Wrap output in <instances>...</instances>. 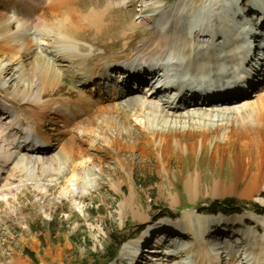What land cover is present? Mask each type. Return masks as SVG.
<instances>
[{
    "label": "bare ground",
    "instance_id": "6f19581e",
    "mask_svg": "<svg viewBox=\"0 0 264 264\" xmlns=\"http://www.w3.org/2000/svg\"><path fill=\"white\" fill-rule=\"evenodd\" d=\"M75 1L78 0H0V86L7 99L22 102L17 109L13 103L0 100V176L7 174L3 181L0 178V198L6 200L14 191H18L24 183L23 177L33 188L46 186L40 173L50 169L52 160L47 163L43 159L48 148L35 150L29 145L36 138L50 144L46 135L43 138V131L47 125L55 130L61 122L70 123L69 126L73 125L74 129L76 127V134L71 139L73 142L67 147L66 144L62 146L59 157H56L62 164L60 174L67 166V156L73 153L72 164L67 167L70 173V186L67 187L70 191H67L71 195L82 196L86 190L95 188L100 176L106 172L105 166L96 162V156L84 160L87 150L92 149L91 145L81 148L84 136L101 138L107 149L128 147L143 152L146 146H151L158 152L157 162L161 171L167 170L168 161L178 149L197 153L209 145L213 159L222 161L229 154L236 182L242 181L247 187L257 188L259 181L264 180V94H259L254 102H249L253 94L248 93L239 98L228 96L210 100L205 104L191 105L185 101L186 106L183 107L182 100L166 103L155 94L147 95L144 91L123 87L122 83L127 82L113 76V71L109 69H115L120 61H105L95 67L87 65L88 54L81 53L79 42L73 35L77 22L68 11ZM108 1L111 5L116 0ZM117 1L128 3V0ZM237 1L180 0V5L173 4L167 10H164L163 1L154 2L153 8L160 17L149 22L153 23L157 38L146 49H138L126 61L142 66L166 63L176 68L169 73L172 76L191 75L203 82L206 78L220 79L221 68L226 64L230 74L236 59L233 47L227 49L226 57L221 61L214 48H221L225 44L208 35L213 36L218 31L225 41L231 40V32L240 25L238 17L241 11ZM253 1L258 3L255 10L264 14L262 0ZM144 6L140 5L141 8ZM94 16L95 12H92L84 19L90 20ZM168 32H171L170 36ZM178 32L181 34L176 35ZM195 34L197 42L190 38ZM38 53L44 59L39 61L34 58ZM63 66L80 80L82 86L89 84L96 92H108L109 99L116 98L120 103L112 102L107 106L102 103L105 100H92L83 94H80L82 98L78 96L76 101L69 98L63 104L43 100L42 94L55 88L60 81ZM181 70L189 73L183 74ZM257 85L251 86L252 89ZM261 85L264 88V82ZM261 92L264 90L261 89ZM146 95L153 99L149 100ZM67 108L78 115L86 112L87 108L91 112L88 118L79 123L72 119L73 115H78ZM179 111L183 113L175 114ZM131 117L144 119L137 137L131 130L122 131L123 124L129 122ZM12 144L15 145L11 147ZM103 150L100 148L98 151ZM114 162L126 170L127 163L120 156ZM95 163L96 168L93 167ZM16 170L20 174L15 175ZM197 176L193 173L186 175L184 187L187 192L196 189ZM11 178L17 181L12 182ZM110 179L113 180L112 176ZM130 179H133L132 173ZM110 186L114 190L121 189L114 180ZM134 193L136 190L132 186L131 195L122 205V211L128 206L135 218L139 209L133 201ZM181 218L180 225L188 230L186 239L190 242L181 247L177 243L166 242L167 246L161 249H147L154 253L155 264L159 261L164 262L162 264H190L192 252L200 257L197 264H253L255 258L262 257L261 251L253 250V246H262L264 250V232L255 233L257 229L244 227L237 230L238 237L231 241L211 239L209 225L218 219L210 217L208 221L195 208L183 210ZM235 222L244 224L241 218ZM255 222L258 228L260 223ZM182 229L177 232L179 235L185 234ZM134 246L124 243L122 254L135 252L137 248L134 249ZM241 246L246 248L239 251ZM250 247L252 251L249 252ZM207 250L209 254L205 253Z\"/></svg>",
    "mask_w": 264,
    "mask_h": 264
},
{
    "label": "rangeland",
    "instance_id": "374dc122",
    "mask_svg": "<svg viewBox=\"0 0 264 264\" xmlns=\"http://www.w3.org/2000/svg\"><path fill=\"white\" fill-rule=\"evenodd\" d=\"M158 1L164 2V10L173 4L180 5V0H128L127 4L116 0L111 5L108 4V0H78L72 3L68 11L77 22L73 35L79 42L81 53L88 54L87 65L95 67L105 61L128 60L138 49L142 47L146 49L157 38L152 28L153 23L149 20L160 17L153 8V3ZM262 3L264 5V1ZM140 5H145V8H141ZM92 12H95V16L85 20L84 17ZM170 33L168 32L169 36ZM179 34L181 33L178 32L176 35ZM38 54L34 58L39 61L44 59L43 55ZM260 88L257 85L252 89L250 94L253 96L249 97V102H254L259 94H264ZM107 93L99 90L96 92L89 84L82 86L79 79L63 66L62 77L57 86L42 94V99L50 103L54 101L55 104H63L69 98L76 101L78 96L81 97L80 94H83L92 100L103 99L105 100L102 101L103 105L107 106L112 102L120 103L116 98L109 99ZM5 96L6 93L0 86V100H7L19 108L22 103L20 100H9ZM146 97L149 100L153 99L147 95ZM69 112L76 113L71 109ZM88 112L89 108L82 114L76 113L78 117L73 115L72 119L80 123L82 119L88 118L91 109ZM181 113L183 111L175 114ZM24 122L27 123L25 119ZM69 124L61 122L56 125L55 130L47 125L43 131V138L47 136L50 141L43 159L47 163L52 160L50 169L40 173L42 183L46 186L33 188L23 177L24 183L18 191H14L6 200L0 198V264H104L115 238L133 240L126 242L129 245H135V242L140 240L143 242L148 238L150 233H147V230L154 220L156 223L161 221L171 223L173 229L170 233L182 238L177 244L179 246L187 244L190 242L186 239L188 230L182 229L180 223L183 210L188 208L197 209L208 218V221L211 217L214 220L218 219L214 223L234 224L228 227V232L221 233L224 237L215 239L224 238L231 241L238 237L237 230L244 227L257 229L255 233L264 232V180L259 181L257 188L247 187L242 181L236 182L234 168L229 163V154H226L222 161L213 159L212 148L209 145L197 153L178 149L168 161L167 170L161 171L157 162L158 152L151 146H146L143 152L128 147L107 149L101 138L84 136L81 148L92 146V149L87 150L84 160L96 156L98 158L96 162H101L106 172L100 176L99 184L95 188L86 190L82 196L71 195L68 192L70 173L67 170L72 164L73 153L70 152L67 156L68 168L60 174L62 164L56 159L62 146L70 145L73 142L72 137L76 134V127L74 129L73 125ZM143 124L144 119L131 117L129 122L123 124L122 131L131 130L137 137ZM100 148L104 150L98 151ZM119 156L127 163L125 171L114 162ZM93 167L96 168V163ZM130 173L133 174V179H130ZM189 173L198 174L194 187L196 189L192 192H187L184 187V179ZM14 174L18 175L20 172L16 170ZM111 176L121 189L111 188L110 183L113 181L110 179ZM6 177L5 173L0 176L2 181ZM11 181L17 180L11 178ZM132 186L136 190L133 201L139 209V214L135 218L128 206L122 211V205L126 204V199L131 195ZM228 198L245 204V210L240 214L231 215L207 212L214 201ZM256 208H262L263 213L257 214ZM166 212H170L175 218L169 219L164 215ZM238 218H241L244 224H236L235 220ZM255 221L260 223L258 228ZM164 222L160 225L165 224ZM180 229L185 234L179 235L177 232L181 231ZM167 239L164 245L172 240ZM159 243L160 239H155L140 253L148 264H155V256H152L154 253L148 250L161 249L160 247L164 245L158 247ZM121 247L114 260L108 264H128L130 258H138L137 250L122 254ZM243 248L246 247L241 246L239 251ZM248 250L252 251V247ZM253 250L262 253V257L255 258L253 264H264L262 246L254 245ZM207 251L205 253L209 254V250ZM192 253L190 264H197L200 257L196 252ZM148 257L150 259L146 260ZM125 259L128 260L123 261ZM162 263L164 262L159 261L157 264Z\"/></svg>",
    "mask_w": 264,
    "mask_h": 264
},
{
    "label": "trees",
    "instance_id": "16d2710c",
    "mask_svg": "<svg viewBox=\"0 0 264 264\" xmlns=\"http://www.w3.org/2000/svg\"><path fill=\"white\" fill-rule=\"evenodd\" d=\"M246 205L241 204L240 202L236 201L233 198L223 199L222 201H214L210 207H208L207 212L216 214L221 212L223 214H233V213H240L245 210ZM255 211L257 213H263L262 208H256ZM164 215H171L170 212H166ZM125 241V239L119 240L117 238L114 239L113 245L111 246L109 253L107 254L106 262L111 261L117 254L120 245ZM105 262V263H106ZM104 263V264H105Z\"/></svg>",
    "mask_w": 264,
    "mask_h": 264
}]
</instances>
